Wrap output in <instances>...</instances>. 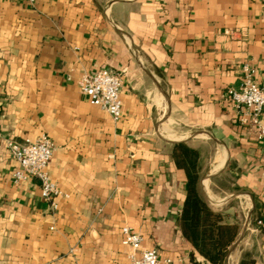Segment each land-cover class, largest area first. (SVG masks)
Instances as JSON below:
<instances>
[{"label":"crops","instance_id":"crops-1","mask_svg":"<svg viewBox=\"0 0 264 264\" xmlns=\"http://www.w3.org/2000/svg\"><path fill=\"white\" fill-rule=\"evenodd\" d=\"M246 63L264 84V0H0V264H128L124 226L166 264H208L180 227L178 142L239 224L227 264H264V139L223 97ZM104 67L123 76L117 121L78 84ZM42 134L68 195L55 210L38 178H14L8 147Z\"/></svg>","mask_w":264,"mask_h":264},{"label":"built area","instance_id":"built-area-1","mask_svg":"<svg viewBox=\"0 0 264 264\" xmlns=\"http://www.w3.org/2000/svg\"><path fill=\"white\" fill-rule=\"evenodd\" d=\"M34 4L36 0H26ZM243 79L238 88H228L223 97L238 110L239 121L243 125L254 128L258 138L264 139V84L254 79L255 69L248 63L242 67ZM123 76L119 71L108 67L101 68L95 74H83L79 81L80 91L89 101L106 111L114 120L122 117V99L120 89ZM8 147L18 164L14 178L18 181L28 177L38 178L41 182V194L50 203L53 210L58 205L55 198L68 197L51 179L48 172L49 164L54 154L52 140L42 134L36 140L26 139L24 143L14 140L8 142ZM257 225L264 228V218L257 220ZM122 243L129 248L128 264H166L169 260L161 257L160 252L143 248V237L130 226H124Z\"/></svg>","mask_w":264,"mask_h":264},{"label":"trees","instance_id":"trees-1","mask_svg":"<svg viewBox=\"0 0 264 264\" xmlns=\"http://www.w3.org/2000/svg\"><path fill=\"white\" fill-rule=\"evenodd\" d=\"M173 156L187 177L181 231L208 264H227L230 249L239 234V224L227 221L222 212L213 209L202 192L199 151L186 142H178L174 144ZM238 264L257 263L250 254H243Z\"/></svg>","mask_w":264,"mask_h":264}]
</instances>
